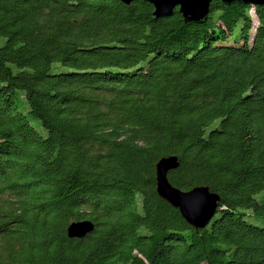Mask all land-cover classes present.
I'll return each instance as SVG.
<instances>
[{"label": "trees", "instance_id": "1", "mask_svg": "<svg viewBox=\"0 0 264 264\" xmlns=\"http://www.w3.org/2000/svg\"><path fill=\"white\" fill-rule=\"evenodd\" d=\"M154 12L0 0V264H264V6ZM169 157L220 198L202 230L157 193Z\"/></svg>", "mask_w": 264, "mask_h": 264}, {"label": "water", "instance_id": "2", "mask_svg": "<svg viewBox=\"0 0 264 264\" xmlns=\"http://www.w3.org/2000/svg\"><path fill=\"white\" fill-rule=\"evenodd\" d=\"M125 5H131L134 0H117ZM154 6V16L157 19L172 17L174 11L179 13L186 22H198L204 19L210 12L214 1L226 4L233 2H244L252 7L264 6V0H145ZM179 167L176 157L162 159L157 166V193L172 207L178 209L185 221L202 230L206 228L217 214L220 205L218 195L211 193L208 188L199 187L192 191L184 192L173 187L168 174ZM95 230L90 221L72 223L68 229V235L72 239H85Z\"/></svg>", "mask_w": 264, "mask_h": 264}]
</instances>
